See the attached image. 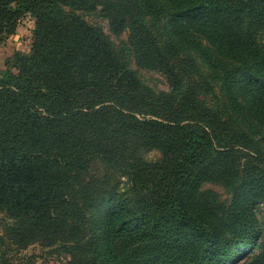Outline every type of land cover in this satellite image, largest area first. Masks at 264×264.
<instances>
[{
  "label": "trees",
  "instance_id": "1",
  "mask_svg": "<svg viewBox=\"0 0 264 264\" xmlns=\"http://www.w3.org/2000/svg\"><path fill=\"white\" fill-rule=\"evenodd\" d=\"M97 5L114 33L128 29L137 64L169 78V93L144 85L77 15ZM26 12L30 52L0 77V211L31 234L82 223L93 200L81 182L99 159L136 178L141 195L109 200L89 264H234L255 248L250 264H262L252 206L264 199V166L241 164L234 148L264 160L235 130L264 127V0H0V44ZM180 49L208 74L189 55L177 66ZM199 81L207 92L221 83L222 108L201 100ZM145 147L161 162L138 157ZM206 182L232 194L221 218L199 193Z\"/></svg>",
  "mask_w": 264,
  "mask_h": 264
},
{
  "label": "rangeland",
  "instance_id": "2",
  "mask_svg": "<svg viewBox=\"0 0 264 264\" xmlns=\"http://www.w3.org/2000/svg\"><path fill=\"white\" fill-rule=\"evenodd\" d=\"M77 15L104 34L116 51L126 59L129 67L136 72L144 85L155 92H170V80L165 74L137 64L129 43L128 29L124 28L119 33H114L110 28L109 20L102 12L101 6L97 5L96 9L90 12L78 11ZM34 29L35 18L30 12H26L18 18L14 33L0 44V77L8 70L13 73L16 72L14 69L16 56L29 54ZM260 42L264 49V32ZM203 45L206 43L203 42ZM184 55L195 58L201 67L199 69L208 74L207 68L200 62L199 58L184 49L179 51L177 66L182 65L180 59ZM193 79L199 80L196 76ZM189 81H186V84ZM198 83L196 88L201 100L208 107L217 105L222 108L223 95L219 90L221 83L210 82L211 92L203 91L206 85L202 81ZM235 130L243 133L248 140L256 142L258 147L264 151V127L254 121L251 123L241 121L236 125ZM225 133L224 130L219 132V135ZM237 133L234 137L241 136ZM216 149L223 150L221 148ZM234 152L241 164L251 162L264 166V160H258L255 153L248 151L245 146L235 147ZM137 155L148 164H157L162 160V153L157 148H142L140 152L137 151ZM81 183L83 184L82 187L89 193L91 192L92 207L84 211L86 220L84 219L80 224L68 225L59 232L53 233L43 230L31 234L26 226L9 213L0 211V264H89L92 262L95 257V248L99 244L98 236L102 212L112 202L123 203L124 201L133 202L137 200L141 195V189L137 185L136 178L131 179L130 175L127 176L112 169L99 159L91 163L87 172L84 173ZM199 193L206 197L204 199L207 202L213 199L218 204L217 215L220 218L223 215L222 210H227L231 204L232 194L221 184L206 182L201 186ZM252 214L260 235L256 247L261 245L264 248V199L252 206ZM249 252L247 259L239 261L240 258H238L234 264H250L252 259L259 254L257 248L250 249Z\"/></svg>",
  "mask_w": 264,
  "mask_h": 264
}]
</instances>
